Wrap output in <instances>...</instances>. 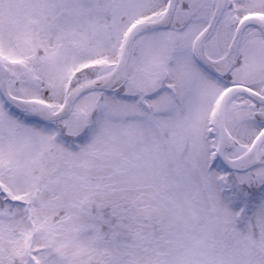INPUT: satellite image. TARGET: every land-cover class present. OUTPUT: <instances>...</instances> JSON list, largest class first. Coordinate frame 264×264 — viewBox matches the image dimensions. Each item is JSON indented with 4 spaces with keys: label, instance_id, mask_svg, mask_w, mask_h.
Returning <instances> with one entry per match:
<instances>
[{
    "label": "snow or ice",
    "instance_id": "snow-or-ice-1",
    "mask_svg": "<svg viewBox=\"0 0 264 264\" xmlns=\"http://www.w3.org/2000/svg\"><path fill=\"white\" fill-rule=\"evenodd\" d=\"M0 264H264V0H0Z\"/></svg>",
    "mask_w": 264,
    "mask_h": 264
}]
</instances>
